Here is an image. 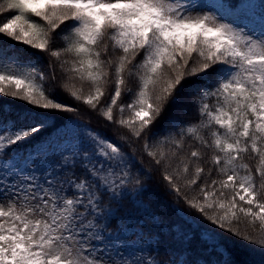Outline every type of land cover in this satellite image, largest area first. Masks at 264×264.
Wrapping results in <instances>:
<instances>
[{
    "label": "snow or ice",
    "instance_id": "snow-or-ice-1",
    "mask_svg": "<svg viewBox=\"0 0 264 264\" xmlns=\"http://www.w3.org/2000/svg\"><path fill=\"white\" fill-rule=\"evenodd\" d=\"M0 97V264L264 255V0H0ZM145 181L211 225L195 253Z\"/></svg>",
    "mask_w": 264,
    "mask_h": 264
},
{
    "label": "trees",
    "instance_id": "trees-1",
    "mask_svg": "<svg viewBox=\"0 0 264 264\" xmlns=\"http://www.w3.org/2000/svg\"><path fill=\"white\" fill-rule=\"evenodd\" d=\"M22 45H17V48H23ZM31 51V50H29ZM44 61H47V57H43ZM195 84L189 85L185 87L182 93L179 94V103L169 109V112L166 114V118L168 115L173 113H180L184 110L187 106V101L191 98L194 94ZM63 102L68 104H74L75 102L68 99L65 95L60 94L59 97ZM0 100L6 101L8 104H19L22 102L19 101H11L9 98L0 97ZM5 110H9L7 107ZM66 119H77L80 123L86 124L88 127L96 129L106 135L112 136L113 139L116 138L113 131L103 127L104 121L100 120L95 114L89 112L86 108L81 107V111L79 116H75L73 114H65ZM49 123H53V121H49ZM55 123L59 124L62 121H56ZM162 122V125L163 126ZM50 130V129H49ZM46 133H43L44 135ZM24 147V145H21ZM136 149L139 148L138 145L133 146ZM131 151V149H128ZM137 160H139V154H136ZM145 187L148 189L147 193L145 194L144 200L145 204L148 205L150 210L153 212H158L160 217L165 221L166 225H174L176 228H179L181 231L192 234L193 238L189 243V247L195 253L201 245L200 240V232L204 228H210L211 225L208 224L207 221H204L203 218L199 217L196 213L188 210L185 205L176 202L174 197L166 195L163 189L159 188L154 183H148L145 181ZM182 214V215H181ZM191 217V218H190ZM136 217L134 216L135 221ZM139 220L141 223L147 224L149 228H151L150 219L144 216H140ZM159 230V226H157L156 231ZM175 231V229H173ZM168 228L165 227L164 233H161L159 239L163 242V246L171 247L180 249L182 247V243L179 239L174 240L171 235H168ZM226 235V234H225ZM241 256H236V259H241ZM160 259L164 260L167 257L161 254ZM250 264H264V255L260 254L259 252L251 254L249 257Z\"/></svg>",
    "mask_w": 264,
    "mask_h": 264
},
{
    "label": "rangeland",
    "instance_id": "rangeland-1",
    "mask_svg": "<svg viewBox=\"0 0 264 264\" xmlns=\"http://www.w3.org/2000/svg\"><path fill=\"white\" fill-rule=\"evenodd\" d=\"M5 111H8V110H5Z\"/></svg>",
    "mask_w": 264,
    "mask_h": 264
}]
</instances>
